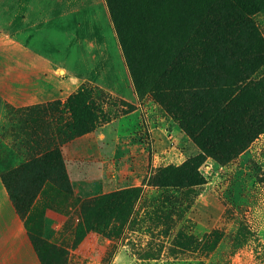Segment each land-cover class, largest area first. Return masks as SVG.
<instances>
[{"label": "trees", "instance_id": "1", "mask_svg": "<svg viewBox=\"0 0 264 264\" xmlns=\"http://www.w3.org/2000/svg\"><path fill=\"white\" fill-rule=\"evenodd\" d=\"M105 2L135 94L140 100L148 95L199 152L179 166L157 168L147 185L169 193L165 200L172 205L177 201L169 198L170 193L181 191L193 202L198 196L194 190L206 183L198 173L206 159L227 166L264 134V105L255 106V98L264 88V39L254 23L256 15L264 18V0ZM148 28L157 38L152 41L155 53L144 59L136 47ZM162 42L170 47H163L160 53ZM89 85L82 84L64 102L13 113L18 123L31 118L43 136L38 142L23 144L32 150L37 143L38 153L0 172V182L40 264H68L63 247L49 244L44 237L41 218L25 219L33 201L47 195V187L71 198L63 216L71 223L78 221L73 226V241L78 245L89 233L103 236L99 222L92 224L87 213L96 217L103 211L115 214L127 200L130 207L123 228L140 197L139 188L85 200L73 194L62 147L93 132L102 114L115 104L111 95ZM126 104L124 115L135 109ZM27 113H35V118ZM31 216L33 212L28 214Z\"/></svg>", "mask_w": 264, "mask_h": 264}, {"label": "crops", "instance_id": "2", "mask_svg": "<svg viewBox=\"0 0 264 264\" xmlns=\"http://www.w3.org/2000/svg\"><path fill=\"white\" fill-rule=\"evenodd\" d=\"M0 11V121L7 106L26 109L54 101L64 102L84 83L135 107L131 113L98 128L94 134V148L88 145L85 137L62 147L74 196L85 200L121 190H141L120 233L112 239L89 233L70 254L90 262L97 258L95 264H103L105 260V264H154V259L140 258L136 250L151 252L152 246L147 241L153 238H161L165 246L168 236L163 231H156L154 235L143 232L140 226L144 221L140 219L158 218L162 228H167L172 203L158 200L163 191L148 186L147 181L160 166L182 164L189 158L188 153L195 152L194 146L176 128L167 129L166 116L152 102L140 100L135 94L105 0H93L91 5L84 4V0H70L63 7L58 0H6ZM101 22L103 35L100 31L94 36L83 35ZM108 38L121 57V70L114 69L109 75ZM27 114L35 118V113ZM16 117L14 115L12 124L25 127L28 136L21 131L20 137L18 135L11 142L14 150L8 142L1 145L0 141V171L16 167L40 149L37 143L32 150V146L23 144L42 139L41 129L36 128L31 118L18 123ZM70 162L79 168L75 178L69 169ZM149 193H153L156 201L147 198ZM46 218L44 237L48 239L54 237L55 223H59V219L50 212ZM221 253L220 241L204 264L215 262ZM0 264H40L1 182Z\"/></svg>", "mask_w": 264, "mask_h": 264}, {"label": "rangeland", "instance_id": "3", "mask_svg": "<svg viewBox=\"0 0 264 264\" xmlns=\"http://www.w3.org/2000/svg\"><path fill=\"white\" fill-rule=\"evenodd\" d=\"M4 1L6 0H0V10L3 7ZM69 2L70 0H58L60 7L67 5ZM92 2L93 0H84V4L86 5H91ZM254 23L264 39V18L258 14L254 18ZM103 27L101 22L96 28L92 27V31H84L83 35L94 36L99 31L103 35ZM154 38L155 40L157 38L154 30L148 28L137 41L136 50L143 55L144 59L151 57L155 53L152 43ZM163 47L167 50V47H170V43L162 42L160 53ZM77 50L79 49L77 48ZM83 54L84 57L88 58L85 53ZM106 55L108 75L114 69L120 71L121 57L110 38L107 41ZM119 83L123 86L121 79ZM119 87L121 88V86ZM260 93L261 96L255 98L257 102L255 106L259 104V107L264 105V88L261 89ZM110 98L115 104L107 112L104 111L106 113L102 114V118L99 114L98 118L102 119L99 126L93 132L80 137H85L91 148H94V134L98 128L124 116L123 113L127 111V102L114 96H110ZM144 99L151 102L148 95ZM156 108L162 111L159 107L156 106ZM16 110L7 106L0 121L1 145H3L2 142H8L12 150H14L15 145L12 146L11 142L14 141V138L18 137L21 131L28 136L25 127L12 124L13 113ZM162 113L164 112L162 111ZM164 115L168 121L167 129L171 130L173 127L177 129L171 119L165 113ZM28 131L31 130L28 129ZM123 133L121 131V134ZM189 143L191 144L190 141ZM193 149L195 152L188 153L189 157L199 154L195 146ZM62 157L64 158L65 156L62 155ZM12 168L14 167H8L6 170ZM161 168L160 166L159 169ZM69 169L72 178H75V174L78 173L79 168L76 164L70 162ZM157 170V168L154 169L153 175H155ZM198 173L206 183L201 188L194 190L198 196L193 198V202H189V198L191 197L185 196V191L174 194L170 193L169 198L174 197L173 199L177 201V203L171 205L170 226L167 228L163 226L162 228V221L158 218L154 219L150 217L148 219L145 217L144 219H140L141 222L144 221L140 226L143 232L154 235L156 231H163L168 236V240H166L167 245L164 246V241L161 238H153L150 239V242L149 240L147 241L148 245L152 246L151 252L142 249L140 251L136 250V254L140 258L154 259V264H204L210 258L218 242L221 241L222 253L220 257L215 262H209V264H264V134L260 135L245 152L231 160L227 166L219 167L211 159H206L199 166ZM46 189L47 195L43 197L38 196L30 207V212H33L34 217H28L29 212L25 219L41 218L44 235L45 226L48 224L47 213H53L58 217L59 223L55 221L57 231L54 237L46 239L47 242H55L63 247L67 252L66 258L68 264L98 263L97 258V260L93 258V262H90L82 257L70 254L78 246V243L73 241V226L78 221L75 219L71 223L63 216L66 211H69L67 208L70 205L71 198L57 195L51 186ZM168 194L167 192L165 194L161 193V197L158 200L167 199ZM147 195L145 199L147 197L150 201L155 200L153 193ZM194 203L196 204L194 205ZM192 205H194L193 210H191ZM129 207L128 201L124 200L119 205L115 214H111L110 211H103L98 212V216L96 217L94 213L89 212L87 213V218L92 221V224L98 221V226L103 230V236L112 239L122 231V225L126 221ZM151 211L153 212V209ZM217 218L219 219L215 222ZM140 228L138 229L141 230ZM163 247H165L164 250ZM83 248L86 249V246H83ZM101 263L105 264L106 260Z\"/></svg>", "mask_w": 264, "mask_h": 264}]
</instances>
